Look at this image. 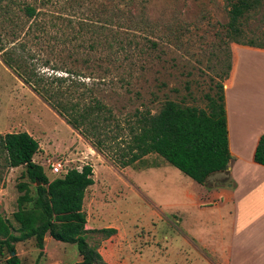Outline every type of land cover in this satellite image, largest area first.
Here are the masks:
<instances>
[{
	"label": "rangeland",
	"instance_id": "rangeland-1",
	"mask_svg": "<svg viewBox=\"0 0 264 264\" xmlns=\"http://www.w3.org/2000/svg\"><path fill=\"white\" fill-rule=\"evenodd\" d=\"M232 1L37 0V7L45 5L31 26L13 9L15 35L5 41L4 13H0V135H31L39 144L33 161L50 179L55 175L47 167L49 161H61L67 169L92 167L94 183L85 192L83 211L87 241L98 247V252L105 248L107 238L96 230L113 225L131 230L135 252L146 242L152 245L150 249L156 248L163 224L155 214L164 212L166 200L185 198L197 183L155 154L133 167L121 168L113 161L115 147L111 143L103 144L105 152L98 153L4 65L8 54L4 52L10 50L25 58L19 65L33 83L37 76L48 77L49 82L62 76L60 89L71 92L72 99L81 94L86 100L96 97L114 118L108 129L112 131L116 121L126 132L127 121L136 110L157 113L166 100L206 108L207 96L226 79L232 48L242 46L226 37ZM243 30V42L264 41V6L247 18ZM249 49H235L239 69L264 70V55ZM24 171L23 166L7 168L0 150V217L12 219L20 195L17 185L28 182ZM224 181L222 176L216 179L212 175L199 186L211 189ZM15 254L20 264L81 261L75 245L49 236L41 253L34 241L28 240L15 244ZM8 258L4 250L0 264H6Z\"/></svg>",
	"mask_w": 264,
	"mask_h": 264
},
{
	"label": "trees",
	"instance_id": "trees-1",
	"mask_svg": "<svg viewBox=\"0 0 264 264\" xmlns=\"http://www.w3.org/2000/svg\"><path fill=\"white\" fill-rule=\"evenodd\" d=\"M36 2L0 0V13H4V41L15 35L12 31L15 25L13 9L17 8L31 26L39 17V9L45 5L40 3L37 7ZM262 6L264 0L230 2L226 37L235 44L264 49V41L257 44L253 40H242L243 23ZM9 51L4 52L8 53L5 54L4 65L31 86L98 153L105 152L103 144L111 143L115 147L111 148L115 153L113 161L119 167H133L146 156L155 154L199 185H204L214 173L227 170L231 155L223 85L207 96L205 109L166 100L157 113L136 110L134 117L127 121L126 132L124 126L116 121L111 131L108 123L114 118H110L111 113L99 99L86 100L83 94L72 99L71 92L60 89L64 81L62 76H56L50 82L48 77L37 76V81L33 83L29 76L23 75L25 70L19 65L25 58ZM228 75L229 72L225 78ZM254 149L253 161L264 167V134ZM0 150L5 155L6 167H25L23 175L28 179V182L17 185L20 195L16 199V210L11 214L12 221L0 217V256L4 250L8 253L6 264H20L15 244L33 240L41 253L46 236L57 242L75 245L81 258L79 264H106L98 247L88 243L85 228L83 201L86 190L94 183L92 167L84 165L80 170L69 169L65 174L50 179L43 167L33 161L39 144L27 132L0 135ZM96 231L106 238L116 232L112 228Z\"/></svg>",
	"mask_w": 264,
	"mask_h": 264
},
{
	"label": "crops",
	"instance_id": "crops-1",
	"mask_svg": "<svg viewBox=\"0 0 264 264\" xmlns=\"http://www.w3.org/2000/svg\"><path fill=\"white\" fill-rule=\"evenodd\" d=\"M239 47L264 55V49L232 48L223 81L231 159L228 174H213L224 184L211 189L197 184L185 198L166 200L164 212L155 214L163 224L159 248L146 242L135 252L131 230L113 225L115 234L106 239L104 253L99 250L106 263L264 264V167L253 161L264 134V70L239 69Z\"/></svg>",
	"mask_w": 264,
	"mask_h": 264
},
{
	"label": "built area",
	"instance_id": "built-area-1",
	"mask_svg": "<svg viewBox=\"0 0 264 264\" xmlns=\"http://www.w3.org/2000/svg\"><path fill=\"white\" fill-rule=\"evenodd\" d=\"M47 167L50 173L55 176L65 174L69 170L65 168L61 161H49Z\"/></svg>",
	"mask_w": 264,
	"mask_h": 264
},
{
	"label": "water",
	"instance_id": "water-1",
	"mask_svg": "<svg viewBox=\"0 0 264 264\" xmlns=\"http://www.w3.org/2000/svg\"><path fill=\"white\" fill-rule=\"evenodd\" d=\"M225 174H228V171H224ZM12 254H14V252H12Z\"/></svg>",
	"mask_w": 264,
	"mask_h": 264
}]
</instances>
